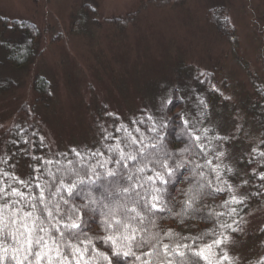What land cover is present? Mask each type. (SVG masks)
Wrapping results in <instances>:
<instances>
[{"label": "trees", "instance_id": "obj_1", "mask_svg": "<svg viewBox=\"0 0 264 264\" xmlns=\"http://www.w3.org/2000/svg\"><path fill=\"white\" fill-rule=\"evenodd\" d=\"M210 21L234 47L236 42L227 30L226 18L213 13ZM0 28L1 96L17 85L14 78L5 75L6 69H20L32 61L38 54L40 32L25 19L9 22L4 18ZM182 79L178 88L156 89L155 96L161 103L152 112L140 106L121 115L104 105L95 107L92 139L82 145L51 152L25 106L20 109L22 119L7 128L0 123V264H16L12 257L23 255L13 251L20 245L12 237L15 234L19 238L17 229L26 213L45 229L37 234L49 241L54 264L57 247L68 257L63 264H77L81 255L79 264H109L105 254L111 264H231L224 256L226 242L239 236L250 206L264 200V90L252 78V95L240 102L247 123L243 127L254 126L256 139L246 155L231 165L226 155L238 142L222 134L212 120L213 114L228 113L225 98L212 91L210 78H192L186 86ZM33 91L37 102L50 101V83L44 76L34 77ZM165 160L172 175L162 167ZM109 172L116 175L109 176ZM85 173L94 182L78 185L71 196L63 189L57 191L61 178L87 179ZM156 173L163 177V183ZM150 176L154 183L148 179ZM37 185L44 190L43 202ZM238 186L247 191L239 192ZM13 188L23 197L13 194ZM157 195L159 210H150L152 198ZM61 196L69 201L68 206L60 201ZM86 202L89 207L81 213L82 234L77 240H68L67 236L61 240L56 232L61 227L57 224L59 217H48L46 210L52 209L55 216L57 203L62 208L73 204L79 208ZM13 218L18 221L15 225L11 223ZM109 235L115 237L120 256H112V242L103 239ZM257 235L260 253L243 264H264V226ZM75 249L79 252L74 258ZM126 251L131 254L124 256ZM41 264H47V258Z\"/></svg>", "mask_w": 264, "mask_h": 264}, {"label": "rangeland", "instance_id": "obj_2", "mask_svg": "<svg viewBox=\"0 0 264 264\" xmlns=\"http://www.w3.org/2000/svg\"><path fill=\"white\" fill-rule=\"evenodd\" d=\"M213 13L228 21L234 47L210 21ZM4 18L31 21L40 34L32 61L5 71L17 85L0 96L1 126L22 119L25 106L51 152L92 139L95 107L152 112L161 103L156 89L178 88L183 77L184 86L210 78L212 91L225 98L228 113L212 120L238 142L226 155L231 165L255 142V127H243L240 102L252 95V78L264 90V0H0V23ZM36 75L50 83L47 104L37 102ZM263 226L261 200L246 212L239 236L225 244L231 264L260 253Z\"/></svg>", "mask_w": 264, "mask_h": 264}, {"label": "snow or ice", "instance_id": "obj_3", "mask_svg": "<svg viewBox=\"0 0 264 264\" xmlns=\"http://www.w3.org/2000/svg\"><path fill=\"white\" fill-rule=\"evenodd\" d=\"M155 130V129H153ZM134 143H136V141H133ZM148 147V146H146ZM150 147L155 148L156 145H150ZM144 154V150H141V155ZM124 157L121 156V160H123ZM128 159H132L135 160L136 157L135 156H129ZM121 160H117L116 163H121ZM182 165H177V167H181ZM162 167H164L165 169H167L168 171V175H172L173 170L172 168L169 167V165L167 164V160H165L162 164ZM140 171H143V169H140ZM4 175H7V173H5ZM72 175L75 176H79V173H73ZM109 176H115L116 173L114 172H109L108 173ZM85 176L87 177V179L84 178H78L75 180H69L66 181L65 179L61 178L59 181V185L60 188L57 189V191H59L60 189H63L64 191H66L68 193L69 196H71L73 194L74 189L77 188L78 185L84 184V183H92L94 182L92 180V177L90 175H88V173H85ZM156 178L159 179L162 183L164 182L163 177L159 174L156 173ZM264 178V177H262ZM17 179L18 178H15ZM148 179L150 181H153V183L155 182L153 180V178L150 176L148 177ZM20 183H23V181H19ZM37 187H41L39 185H37ZM0 191H2V189H0ZM126 191V189H125ZM12 193L16 194V195H21V197H23L22 193H19L15 188L12 189ZM5 195H7V193H5ZM40 199L43 202L45 200V194H44V190L41 187V191H40ZM153 203L151 206L150 210H159L158 208V200H159V196H153ZM60 201L63 203V205L68 206L69 205V201L67 199H65L63 196L60 197ZM89 207V203H85L83 205H81L79 208H77V206H75L74 204L69 206V207H61L60 203H57L54 206V211H55V216L53 215V210L52 209H48L46 210V214L48 217H51L53 219H56V217H59V219L57 220V224L61 225V227H57L56 228V232H58L60 234L61 240H64L65 237L67 236L68 240H77L78 237L82 234L80 232V223L82 222V216L81 213L86 212L87 208ZM75 217V218H74ZM29 220H31V213H26L25 214V219L20 221V227L17 229V232L19 233V238L13 234V239L16 240V242L20 245V247L18 249H13L14 252H23L22 256H18V255H14L12 257V259L14 261H16V264H24L25 261L28 262V264H41L42 261L45 260V258H47V264H54V258L50 255V253L53 251V249L51 248L49 241L47 239H45L44 235H38L37 233H44L45 229L43 227H38L36 225L35 220H31V225L29 224ZM0 222H2V217H0ZM17 219L13 218L11 220V223L13 225L17 224ZM119 223V222H117ZM110 226V225H109ZM125 227H127L128 225L125 224ZM22 229V230H21ZM2 231V230H0ZM22 238V240L20 239ZM103 239L105 241H111L113 244V251H112V256H120L121 252L119 250L118 247H116V239L114 236H105L103 237ZM130 239H135V237H131ZM52 243H56L55 240L52 241ZM219 243V242H218ZM70 246V245H68ZM184 247H187L186 245ZM45 249H47V251H45ZM5 252L7 251V249L4 250ZM79 252V249H75L73 252V257L75 258L77 253ZM124 256H128L131 253L126 251L122 253ZM177 255L183 257L184 253H177ZM197 255H200V253H197ZM30 258H34L30 259ZM68 257L65 253H62L59 250V247H57L56 249V257H55V261L56 264H63V260H66ZM105 259L109 260V264H111V260L110 258L105 254L104 256ZM83 259V256H79V258L77 259V264H79V260ZM3 257H0V262H2Z\"/></svg>", "mask_w": 264, "mask_h": 264}]
</instances>
